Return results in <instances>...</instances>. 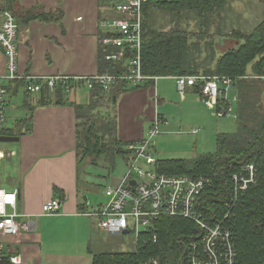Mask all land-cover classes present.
I'll list each match as a JSON object with an SVG mask.
<instances>
[{"label": "crops", "instance_id": "1", "mask_svg": "<svg viewBox=\"0 0 264 264\" xmlns=\"http://www.w3.org/2000/svg\"><path fill=\"white\" fill-rule=\"evenodd\" d=\"M121 1L16 0L13 7L19 24V73L48 78L97 75L101 39L108 34L100 23L117 16L114 5ZM5 74L6 58L0 49V77ZM20 87L19 82L8 84V130L17 133L21 121L31 115L32 132L20 137L18 143H3L12 146L0 150L3 175L0 189L19 192L21 211L32 217L36 227L7 239L6 248L20 255L22 264H44L46 245H64L68 250L65 256L79 249L80 254L89 255L93 263L91 253L94 251L88 247L90 243L97 246V222L81 214L97 211L102 206L97 207V187L104 186V195L107 186L120 181L124 170L118 180L103 176L106 169L101 166L104 164H88L83 173L81 168L79 173L75 109L68 104L42 106L40 94L29 99L25 92L23 107L26 112L21 109L15 114L19 107L13 99L19 95ZM130 90L116 101L117 136L125 142L141 141L157 115L165 116L169 109H180L184 114L199 107L206 108L198 88H188L184 96L180 94L176 77H161L152 86ZM68 100L81 104L76 88L69 92ZM51 200L62 201L60 213L44 216L43 206ZM58 254L62 256L61 252ZM64 255L63 263L72 264Z\"/></svg>", "mask_w": 264, "mask_h": 264}, {"label": "trees", "instance_id": "2", "mask_svg": "<svg viewBox=\"0 0 264 264\" xmlns=\"http://www.w3.org/2000/svg\"><path fill=\"white\" fill-rule=\"evenodd\" d=\"M15 1L0 0V11L5 9L12 11L18 21V14L13 7ZM218 1L225 3L226 0H159L143 7L142 67L146 76L227 77L234 80V89L238 96L236 130L233 133L217 135L216 153L201 155L190 162L157 160L156 170L159 174L165 175L210 178L215 185L213 195L219 203L220 198L224 200L226 196L228 197L231 177L241 171V166L253 164L257 169V179L240 197V202L231 213L227 224L234 232L236 264H264V21L250 33L234 31L232 36L238 40L237 44L217 59H214L215 55L209 57L214 67H207L197 63L195 55L190 54L192 50L199 53L201 49L198 45H192L194 43L191 42L189 32L180 22L174 20L176 18L174 14L179 16L186 10L200 11L202 14L203 10L213 7ZM154 8L169 12L171 16L173 14L174 26L169 31L157 30L150 26L148 20L152 14L150 11ZM101 51L99 74L121 75L127 70L126 61L107 62L103 47ZM109 52L113 50L109 49ZM210 52L214 53V49H210ZM254 76L259 78H246ZM152 85L154 83L150 81L146 86ZM67 86L70 87L69 90ZM72 86L74 84L71 82L59 85L53 94L45 87L40 93L39 104L42 106L68 104L75 109L79 173L88 158H92L91 165H96L97 160L104 157L112 169L116 166L117 158H122L129 164L133 154L127 148L132 143L117 137L118 122L114 99L117 101L120 95L131 90L125 83L115 86L111 92H104L100 86L95 85L88 93L87 102L76 104L68 100L69 92L73 90ZM100 109L107 112L105 116H101V113L97 115ZM113 111L115 114H111ZM93 118L99 120L97 127L101 122L99 130L102 132V139L92 136L93 128L96 126L92 124ZM18 128L17 133L9 129L0 134L15 137L30 134L31 115L21 121ZM55 192L60 193L58 189ZM151 230V235L157 236L156 243L151 242L148 245L140 243L131 252L91 253L92 264H153V260L158 261V264H184L187 246L198 236L196 226L185 219L161 218L153 224Z\"/></svg>", "mask_w": 264, "mask_h": 264}, {"label": "built area", "instance_id": "3", "mask_svg": "<svg viewBox=\"0 0 264 264\" xmlns=\"http://www.w3.org/2000/svg\"><path fill=\"white\" fill-rule=\"evenodd\" d=\"M7 1L11 0H4ZM157 1L159 0H123L114 5V11L117 13L115 18L105 19L100 23V27L108 32L107 36L101 39L105 60L112 63L126 61L127 70L121 75L106 73L84 77L48 78L20 74L17 17L8 9L1 10L0 49L6 58V74L0 77V133L8 130V84L14 82L21 83L25 92L30 95H39L45 87L53 92L57 86L70 82L74 84L72 89L79 86L91 90L98 85L104 92H111L120 83H125L129 89L143 87L150 81L157 83L159 78L146 76L142 67L143 7ZM109 49L113 52H109ZM176 81L182 96L188 88H198L204 104L215 116L232 117L233 110L228 94L231 90L235 92L233 79L197 75L176 77ZM67 88L70 89L68 86ZM235 99L238 100L236 94ZM169 125L170 122L165 116L157 115L145 137L128 146L127 150L133 154V159L129 164L126 163L120 181L105 188L107 203L97 211L81 215L94 218L102 232L124 235L126 231L128 235H134L136 245L157 242V236L151 235V228L159 219H185L196 226L198 236L188 244L184 264H236L234 232L227 221L239 204L240 197L255 183L257 169L253 164L241 166V171L231 177L228 197L224 200L220 198L222 203L216 201L213 195L215 185L208 177L159 174L156 170V159L151 151L155 140L161 135L160 128ZM198 133L199 130L192 131L193 135ZM141 161L151 168H141ZM7 197H11V200ZM19 201L18 191L0 189V264H22L20 255L7 250L6 240L16 237L23 230L29 231L36 227L32 217L21 211ZM61 205L60 200H51L43 206V215H59ZM21 220L26 222L22 223ZM152 263L158 264V261L153 260Z\"/></svg>", "mask_w": 264, "mask_h": 264}, {"label": "rangeland", "instance_id": "4", "mask_svg": "<svg viewBox=\"0 0 264 264\" xmlns=\"http://www.w3.org/2000/svg\"><path fill=\"white\" fill-rule=\"evenodd\" d=\"M223 3L218 1L213 7H208L205 11L203 10L202 14H200V11L195 10H186L179 16L174 14V17H176L174 20L180 22L183 28L189 32L191 42L194 43L192 45H198L201 49L199 53L192 50L190 54L195 55L197 63L207 67H214V63L208 59L209 57L215 55L214 59H217L237 44L238 40L232 36L234 31L247 34L252 32L258 24L264 21V0H226ZM150 13H152L151 18H148V21H150V26L153 28L169 31L174 26V20H172L173 14L171 16V13L169 14V12L167 13L156 8L151 9ZM212 48L214 49V53L210 52ZM20 89L19 95L13 99V103L19 107L18 110H15V114L20 113L21 109L26 112L23 107L26 96L25 90L23 86ZM88 89L87 87L79 88V86H76L77 94L81 97V103L87 102L90 91ZM235 94L233 90L228 94L233 110L232 117L218 118L207 107H199L196 111L189 110L184 114H181L180 109H169L166 111L165 116L170 122V125L160 128L161 135L155 140L152 154L156 158V161L186 160L190 162L201 155L216 153L217 135L219 133H233L236 130L235 117L238 113V100L235 99ZM34 96L29 95V99ZM98 113H101V116H105L107 112L100 109L97 115ZM117 113L116 111L118 122ZM111 114H115L114 111ZM97 120V118H93L92 121V124L96 125H93L92 136L102 139V132L99 130L101 122L100 126L97 127ZM197 128L200 130L198 135H193V129ZM6 146H12V144L0 143V150L5 151ZM91 160L92 158L86 159L81 167V173L85 170L86 165H91ZM97 161L96 165L93 166L104 164L101 166L106 169V173L103 176L111 180H118L121 175L120 172L125 170L124 166L126 165V161L122 158L116 159L114 169L111 168V164L104 157H100ZM3 164L7 163L4 162ZM139 165L141 168L147 170L151 168L146 166L144 161H141ZM1 176L3 175L0 172ZM103 187H97V207L107 203V198L105 194L103 195ZM7 190L12 191L8 188ZM95 240H97V246L90 243L88 248L97 254L104 252H131L136 248V237L134 235H111L100 231L98 227ZM57 246L46 245L44 264H64L62 256L68 250L64 245ZM58 252H61V257H59ZM73 252L75 253L64 255L67 261L72 264H92L89 255L80 254L79 249Z\"/></svg>", "mask_w": 264, "mask_h": 264}, {"label": "water", "instance_id": "5", "mask_svg": "<svg viewBox=\"0 0 264 264\" xmlns=\"http://www.w3.org/2000/svg\"><path fill=\"white\" fill-rule=\"evenodd\" d=\"M114 102H116V99H114ZM18 142H20V137L0 135V143H18ZM123 234L127 235L128 232L125 231Z\"/></svg>", "mask_w": 264, "mask_h": 264}, {"label": "snow or ice", "instance_id": "6", "mask_svg": "<svg viewBox=\"0 0 264 264\" xmlns=\"http://www.w3.org/2000/svg\"><path fill=\"white\" fill-rule=\"evenodd\" d=\"M8 200H11V197H7Z\"/></svg>", "mask_w": 264, "mask_h": 264}]
</instances>
